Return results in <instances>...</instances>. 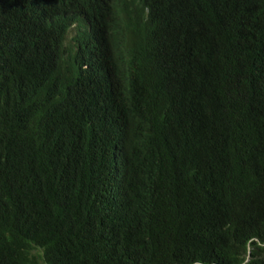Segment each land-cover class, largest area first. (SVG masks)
I'll list each match as a JSON object with an SVG mask.
<instances>
[{"label":"trees","instance_id":"16d2710c","mask_svg":"<svg viewBox=\"0 0 264 264\" xmlns=\"http://www.w3.org/2000/svg\"><path fill=\"white\" fill-rule=\"evenodd\" d=\"M0 264H264V0H0Z\"/></svg>","mask_w":264,"mask_h":264}]
</instances>
